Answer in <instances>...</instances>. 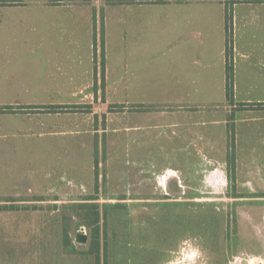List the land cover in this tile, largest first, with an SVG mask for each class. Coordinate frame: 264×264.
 I'll list each match as a JSON object with an SVG mask.
<instances>
[{"label":"rangeland","instance_id":"rangeland-1","mask_svg":"<svg viewBox=\"0 0 264 264\" xmlns=\"http://www.w3.org/2000/svg\"><path fill=\"white\" fill-rule=\"evenodd\" d=\"M9 1L19 6L0 9V85L12 91L10 102H45L59 116L12 115L0 125L6 146L0 199L7 203L0 209V264H95L87 253L85 205H97L103 214L107 203L121 206L107 208L100 221L101 264L104 252L107 264H264V166L259 157L234 155L235 141L239 155L258 145L249 140L258 123L249 119L259 113L239 104L264 100V23L234 27L228 23L230 0H190L188 5L225 8V53L181 59L180 47L164 38L165 0ZM44 2L108 7L105 28L99 26L93 38V58L97 50L99 70L105 63L110 82L134 93L92 99L18 93L68 90L70 77L82 72L77 61L72 69L66 50L68 29L78 34L84 27H70L62 14L41 15ZM126 5L146 8L136 15L138 25L120 31L116 9ZM53 47L60 51L49 59L70 70L46 60L43 49ZM179 106L186 109L181 113ZM41 119H57L58 126ZM52 128L58 136L40 137ZM48 199L58 202H41ZM78 234L84 243L76 241Z\"/></svg>","mask_w":264,"mask_h":264},{"label":"crops","instance_id":"crops-1","mask_svg":"<svg viewBox=\"0 0 264 264\" xmlns=\"http://www.w3.org/2000/svg\"><path fill=\"white\" fill-rule=\"evenodd\" d=\"M201 1V0H198ZM221 4L223 0H217ZM232 3V7L230 8L229 18L226 15L225 8L223 7H206V6H193L188 5L190 0H165L166 4L164 6V38L168 41L170 47H180L177 48L176 55L182 59L187 55H196L201 56L204 58H210L212 54L217 52V58L222 56L225 53V47L222 45L223 42L225 43V36L227 35V18L228 23H231V26L237 27L239 24L246 28L247 26H252L253 21L257 23H264V0H230ZM18 2V1H17ZM126 3H136V4H146L148 0H128ZM45 6H41L39 10L41 11V15L45 14H57V15H64L65 18L69 21L70 27H84L83 31L77 32L73 30L67 31L68 39L70 40V48L66 50L67 54L70 55L67 59L72 63L71 67L74 69V63L77 61L80 63L78 68L82 70L77 76H71L69 79V83H72L71 89L61 91L60 89H41L39 92L37 91H28L25 89L24 92L20 91L18 93H42V94H54V93H66L71 95H86L87 98L92 99L93 96L98 95H118V94H132L134 93L133 90L129 89L127 86H121V83L116 80L114 82H110L109 76H107L108 71L106 70L105 63L103 64L102 70H99L98 66V58L97 54L98 51L96 50L95 55L96 58H93V38L97 37L99 26L101 28H105L107 15L110 13L108 12V7L103 6H87V7H73V6H54L50 4L43 3ZM22 5V4H21ZM7 6H19V4L15 5H8V4H0V9L7 8ZM146 8V7H142ZM141 6H127L126 7H118L116 10V26L119 27L120 31H125V29L129 28V25L132 24L138 25L139 16L142 9ZM229 9V10H230ZM216 17H211L209 15H213L216 13ZM44 19V18H41ZM49 20H53L49 18ZM61 25V24H58ZM0 24V29L1 28ZM63 28V25H61ZM258 26V24H255ZM261 26V25H259ZM104 30V29H103ZM204 43L207 44V48L203 47V40ZM80 37V38H79ZM199 43V46H194V41ZM221 43V45H220ZM194 46V47H193ZM233 46V45H232ZM45 54L48 58L46 60L52 61V65L54 69L65 71L70 70V67L64 66L61 64L57 59H49L50 54H58L60 50L57 48L53 49H43ZM103 52V49L100 50V56ZM207 53V56H205ZM70 58V59H69ZM54 61V62H53ZM87 62L83 64V62ZM102 63V59H100ZM222 62L225 65V59H222ZM95 63V70L92 68V64ZM66 70V71H67ZM177 92L184 93L183 90H176ZM12 91L6 87L5 85H0V107L5 106H12L16 112H0V125L3 124L9 116L12 115H22L27 118L30 117H49L51 115L59 116V109L52 110L49 108H44L45 106H50L51 104H46L45 102H38V103H21V102H10L8 100L7 95L11 94ZM98 101L100 98H96ZM90 103H92L90 101ZM106 102L102 104L104 107ZM253 103H262L258 108L256 107H246L244 112H258L259 117H252L249 120L251 122L258 123V132L256 133L257 136H252L249 140L251 141L254 139L258 145H250L249 151L248 146L244 151L249 153H244V155H239L241 148H238L236 145L237 142L235 141V150L234 155L235 157H259L261 159L260 164L264 166V100L253 102ZM42 107V108H39ZM98 107L94 106L96 109ZM182 106L176 107V110L182 113L183 110ZM55 111V112H52ZM96 112V111H94ZM53 115V116H54ZM42 120V119H41ZM53 124L51 127L58 126L57 119L54 120H45L39 121L42 123L50 122ZM47 127H49L47 125ZM3 128H0L2 130ZM59 131L53 128L51 130H46V132L39 133L40 137H52L58 136ZM5 135L0 134V140L4 139ZM6 146L4 142H0V155H4ZM237 162V161H236ZM238 163V162H237ZM245 164V163H244ZM45 204H54L58 202L56 199H48L46 201H41ZM6 202L0 201V205H6Z\"/></svg>","mask_w":264,"mask_h":264},{"label":"trees","instance_id":"trees-1","mask_svg":"<svg viewBox=\"0 0 264 264\" xmlns=\"http://www.w3.org/2000/svg\"><path fill=\"white\" fill-rule=\"evenodd\" d=\"M8 2H11L9 0H0V4H7ZM232 43L231 41L228 40V45L226 48L227 56H231L232 53ZM225 79H226V92H227V97L229 100H233V66L232 63L227 60L226 62V69H225ZM260 104L262 103H241L239 106L241 108H246V107H256L258 108L261 106ZM264 104V103H263ZM42 108V107H39ZM0 112H16V110L12 106H5V107H0ZM0 201H2L0 199ZM84 206V205H83ZM121 205L116 203V204H110L107 203L104 205L105 207V212L106 209L111 207L113 209L119 208ZM86 209V217H87V224L89 227H91V238H90V243H89V248L87 250L88 254H91L94 256L95 264H101V247H100V221L102 217H105L106 213L104 212L103 214L100 213L97 205H85ZM2 208H7V205H0V209ZM70 244V242L67 240L66 245ZM103 264H107L106 260V252L103 254Z\"/></svg>","mask_w":264,"mask_h":264},{"label":"water","instance_id":"water-1","mask_svg":"<svg viewBox=\"0 0 264 264\" xmlns=\"http://www.w3.org/2000/svg\"><path fill=\"white\" fill-rule=\"evenodd\" d=\"M85 240H86V237H85L84 235H80V234H78V235L76 236V241H79V242H81V243H84Z\"/></svg>","mask_w":264,"mask_h":264}]
</instances>
